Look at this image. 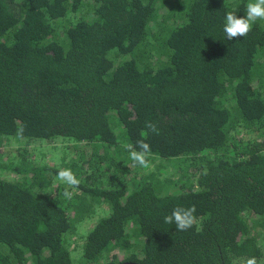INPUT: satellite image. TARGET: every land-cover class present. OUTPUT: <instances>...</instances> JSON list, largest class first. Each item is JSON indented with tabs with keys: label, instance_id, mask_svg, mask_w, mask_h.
Listing matches in <instances>:
<instances>
[{
	"label": "trees",
	"instance_id": "obj_1",
	"mask_svg": "<svg viewBox=\"0 0 264 264\" xmlns=\"http://www.w3.org/2000/svg\"><path fill=\"white\" fill-rule=\"evenodd\" d=\"M248 2L0 0V264H264V20L223 31ZM58 139L71 199L30 147ZM192 206L187 231L165 222Z\"/></svg>",
	"mask_w": 264,
	"mask_h": 264
},
{
	"label": "clouds",
	"instance_id": "obj_2",
	"mask_svg": "<svg viewBox=\"0 0 264 264\" xmlns=\"http://www.w3.org/2000/svg\"><path fill=\"white\" fill-rule=\"evenodd\" d=\"M258 20H264V0H249L246 4V14L238 16L235 11L226 13L223 31L228 40L239 39L245 37L251 31L253 24ZM146 127L152 132H157L156 125L152 122H146ZM129 158L138 166L148 168L149 154L151 152L150 145L144 140H138L135 145L128 144L126 146ZM56 180L66 185L63 195L66 199H71L73 189H76L80 180L71 170V168H59L56 173ZM195 206L184 208L174 207L170 214L164 217L168 224H175L177 231H187L192 228L196 222ZM241 264H257L256 258H248L241 261Z\"/></svg>",
	"mask_w": 264,
	"mask_h": 264
},
{
	"label": "rangeland",
	"instance_id": "obj_3",
	"mask_svg": "<svg viewBox=\"0 0 264 264\" xmlns=\"http://www.w3.org/2000/svg\"><path fill=\"white\" fill-rule=\"evenodd\" d=\"M245 137L249 136L245 135ZM30 147L31 149L33 148L36 150L33 155L38 164L49 165L53 168H61L67 165L71 160V152L73 153V147H75V145L70 141L58 139L48 142H38L36 144H31ZM10 153L12 155L11 157H8ZM0 154L4 158V161L2 162H6L8 158H12L15 155V147H13L11 144H7L6 147H4L0 151ZM154 177H157L159 179V174L155 173ZM107 214V206L101 205L96 209L90 220H86L78 226L76 237H74L69 244L71 246V255L75 261L79 260V258L81 257L82 243L84 241V238L87 237L94 223L97 222V220H99L100 218L105 217Z\"/></svg>",
	"mask_w": 264,
	"mask_h": 264
}]
</instances>
